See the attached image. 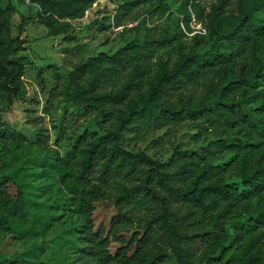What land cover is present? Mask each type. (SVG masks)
Wrapping results in <instances>:
<instances>
[{"label": "trees", "instance_id": "trees-1", "mask_svg": "<svg viewBox=\"0 0 264 264\" xmlns=\"http://www.w3.org/2000/svg\"><path fill=\"white\" fill-rule=\"evenodd\" d=\"M30 1L48 34L58 35L97 0ZM184 2L172 32L148 28L142 42L91 55L67 76L65 99L98 113L99 128L79 133L57 162L69 205L84 218L80 237L90 264H164L171 256L175 264H193L198 254L205 264H264V0H213L208 11L203 0ZM16 11L12 1L0 5V100L7 106L26 93L16 47L27 20L13 36ZM193 18L216 37L202 53L196 46L205 34L184 42ZM201 83L214 94L209 103L195 97ZM182 120L215 138L190 152L176 146L166 158L125 144L129 131ZM101 202L114 211L109 226L95 223ZM26 204L22 187L0 174V230L16 229L28 216ZM31 252L0 247V264H40Z\"/></svg>", "mask_w": 264, "mask_h": 264}, {"label": "rangeland", "instance_id": "rangeland-1", "mask_svg": "<svg viewBox=\"0 0 264 264\" xmlns=\"http://www.w3.org/2000/svg\"><path fill=\"white\" fill-rule=\"evenodd\" d=\"M8 1L17 8L11 16L13 36L19 32L21 19L27 20L22 32L25 41L16 47V54L25 61L26 93L14 98L10 106L0 100V174L12 176L22 187L29 213L16 222V229L0 230V247L9 254L32 250L40 264H90L80 237L84 218L69 205L70 193L59 179L57 162L69 155L79 133L99 128L98 113L80 109L65 99L67 76L77 62L91 55L100 51L113 53L133 39L142 42L148 28L156 34L172 32L186 4L184 0H97L83 17L71 20L73 25L67 33L51 35L39 21L38 4L0 0V5ZM212 1L203 0L207 11ZM190 24L192 31L186 32L185 44H194V35L201 32L206 42L197 45L196 50H209L215 35L210 37L205 23L195 18ZM195 97L209 103L214 94L201 83L195 88ZM209 130L182 120L176 127L171 124L129 131L125 144L166 158L176 146L189 152L202 148L215 138ZM231 179L237 181L238 177L233 174ZM113 212L108 203H98L93 215L96 225L109 226ZM56 217L45 230L47 222ZM117 246L118 241H113L111 248ZM233 252L231 247L228 255ZM175 263L171 256L164 264ZM193 264H205L200 254Z\"/></svg>", "mask_w": 264, "mask_h": 264}]
</instances>
